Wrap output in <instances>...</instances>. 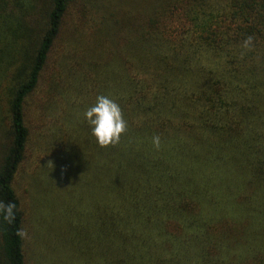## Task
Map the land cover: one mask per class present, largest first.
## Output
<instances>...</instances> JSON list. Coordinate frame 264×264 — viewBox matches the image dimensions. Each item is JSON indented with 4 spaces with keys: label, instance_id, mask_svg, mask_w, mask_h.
Returning a JSON list of instances; mask_svg holds the SVG:
<instances>
[{
    "label": "trees",
    "instance_id": "16d2710c",
    "mask_svg": "<svg viewBox=\"0 0 264 264\" xmlns=\"http://www.w3.org/2000/svg\"><path fill=\"white\" fill-rule=\"evenodd\" d=\"M0 70V201L16 205L11 223L0 214V264H52L61 238L62 264H264V0H0ZM98 95L127 121L116 146L84 117ZM31 98L42 149L77 177L55 239L51 208L18 188L42 151Z\"/></svg>",
    "mask_w": 264,
    "mask_h": 264
},
{
    "label": "rangeland",
    "instance_id": "374dc122",
    "mask_svg": "<svg viewBox=\"0 0 264 264\" xmlns=\"http://www.w3.org/2000/svg\"><path fill=\"white\" fill-rule=\"evenodd\" d=\"M73 17V15L69 17V21L66 23L68 24V27L75 23L72 22ZM67 37L68 34L63 36V38ZM70 38L73 39L72 36ZM70 44L71 47L75 45L73 43ZM52 68L54 69V67ZM9 86L10 70L6 72L0 70V157L3 152H5V147L9 140L7 131V94L9 93ZM35 103V99L31 98L28 106V113L29 119L34 127V148L41 147L42 149L41 141L43 140L46 131L45 124L47 123V117L43 108H37ZM51 147L55 148V140H52ZM46 150L48 149L46 148ZM46 150L42 149L41 152L34 150L31 152V157L27 161L22 175L18 178V188L25 197L29 196V201L31 198L33 199V196H36L38 199V205L40 206L42 200V203L45 205L44 211L51 208L52 217L50 221L53 223H51L48 228L42 229V231L48 232L50 239H55L60 234V230H58L54 224L57 223L56 211L60 212L64 210L65 204L75 198L74 189H77V192L79 189L76 186L77 177L74 174H71L70 176L68 175L64 180L60 179V175L56 172V155L52 154V149L48 150V152ZM49 167L50 172H48ZM30 174H32V178H29ZM70 189H73V194L70 193ZM26 190L27 193L25 192ZM45 195H48V197ZM33 202L36 203L35 199ZM33 207L36 208L35 204ZM50 250H53V252L51 251L52 253L48 257V261L52 264H62L63 260L61 256L65 255L66 257V246L62 244V238L58 241L57 247H50L48 251Z\"/></svg>",
    "mask_w": 264,
    "mask_h": 264
},
{
    "label": "clouds",
    "instance_id": "9594fccd",
    "mask_svg": "<svg viewBox=\"0 0 264 264\" xmlns=\"http://www.w3.org/2000/svg\"><path fill=\"white\" fill-rule=\"evenodd\" d=\"M242 47L251 50L253 47V37H246L242 43ZM243 55L244 53L242 52L241 56ZM84 117L91 126L92 135L96 138L100 147L106 148L118 145L122 134L127 132L128 124L124 119L123 111L119 104L109 96L98 95L95 104L84 112ZM152 143L159 150L161 147V137L159 135L153 136ZM15 208L16 205L12 202L6 204L0 201V214L9 223L15 219ZM20 234L24 235L23 232Z\"/></svg>",
    "mask_w": 264,
    "mask_h": 264
}]
</instances>
